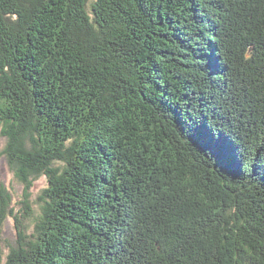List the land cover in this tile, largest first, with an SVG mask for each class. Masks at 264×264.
Instances as JSON below:
<instances>
[{
    "label": "trees",
    "instance_id": "obj_1",
    "mask_svg": "<svg viewBox=\"0 0 264 264\" xmlns=\"http://www.w3.org/2000/svg\"><path fill=\"white\" fill-rule=\"evenodd\" d=\"M0 136V264H264V0H0Z\"/></svg>",
    "mask_w": 264,
    "mask_h": 264
},
{
    "label": "rangeland",
    "instance_id": "obj_2",
    "mask_svg": "<svg viewBox=\"0 0 264 264\" xmlns=\"http://www.w3.org/2000/svg\"><path fill=\"white\" fill-rule=\"evenodd\" d=\"M6 144V139L0 136V152L4 149ZM0 184L7 186L10 188L15 195V200L18 201L20 196L23 193V186L22 184L16 179L12 171L8 166V162L5 157L0 158ZM46 180L39 179L35 182L34 188L32 189L33 196H32V203L34 209V217H36L39 213V203L38 198L41 196L42 191L46 188ZM20 211V210H19ZM33 219L26 223L27 224V234H30L33 231L34 223L32 222ZM17 243V232L14 228L13 221L11 219L7 220L5 225V230L3 234V248L7 253L10 248L15 247Z\"/></svg>",
    "mask_w": 264,
    "mask_h": 264
}]
</instances>
